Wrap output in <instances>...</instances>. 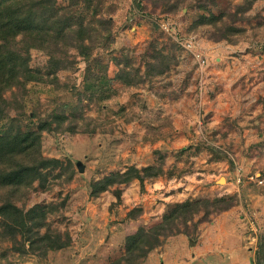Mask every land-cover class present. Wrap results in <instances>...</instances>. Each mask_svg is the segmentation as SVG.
<instances>
[{"label":"rangeland","instance_id":"1","mask_svg":"<svg viewBox=\"0 0 264 264\" xmlns=\"http://www.w3.org/2000/svg\"><path fill=\"white\" fill-rule=\"evenodd\" d=\"M50 1L87 26L88 53L33 48L40 78L5 93L0 132L43 126L18 158L37 175L0 180L18 217L0 215V264H264V0ZM221 12L243 30L193 26ZM146 166L158 174L116 177ZM201 201L126 254L129 237Z\"/></svg>","mask_w":264,"mask_h":264},{"label":"trees","instance_id":"2","mask_svg":"<svg viewBox=\"0 0 264 264\" xmlns=\"http://www.w3.org/2000/svg\"><path fill=\"white\" fill-rule=\"evenodd\" d=\"M201 1V0H200ZM207 0H202L205 5ZM201 6V5H200ZM64 7H58L50 0H0V119L5 114V108L8 106L5 93L13 86L23 87V84L30 80H37L38 75L28 65L29 51L33 48L47 50L48 56L52 60H57L61 57L60 44L67 47L66 40H74V45L78 51L87 56V46L83 41L90 36H87V26L82 22L74 27L71 21L73 14L65 12ZM224 12L219 15H200L198 19L193 22V26L197 25H211L215 30L218 25L226 26L219 37L227 36V32L238 33L243 29L227 23L223 17ZM230 17V15L228 16ZM74 36V38H73ZM214 36V34H213ZM215 35L214 38H219ZM65 44V45H63ZM153 58V56H151ZM173 56H162V62L155 61L149 63V74L156 75L162 73L163 68L173 61ZM43 125H39L38 132L31 129L26 131L20 130H4L0 132V164L14 160L16 162L12 166L4 169L0 167V180L5 184L21 185L30 183L37 175V167L32 165H24L18 161L20 157H26L30 153L36 151L39 143V130ZM136 172L130 174V172ZM143 176L139 175V171L135 168H129L121 175L116 174L120 179L118 181H128L133 177H153L156 176L157 170L153 166H146L141 169ZM113 182V181H112ZM99 190L105 189L104 186H99ZM96 192V191H95ZM206 201L176 205L173 212L164 215L161 222L150 228L149 230L141 229L137 234L129 237L126 244V254L133 249H138L139 246L148 245V248L155 246L159 239L158 235H164L166 230L164 224L170 220L174 215L182 214L183 212L192 210L198 204ZM196 205V206H195ZM37 206L31 208L25 215L29 217L33 214ZM9 209L10 205L4 204L0 207V215L4 216L8 223H12L16 227L17 218ZM17 210V209H16ZM23 222H21V225ZM12 225H10L11 228ZM150 234V238L154 242L144 244L146 235ZM140 250H142L140 248ZM141 255V254H140ZM126 257V256H125Z\"/></svg>","mask_w":264,"mask_h":264},{"label":"water","instance_id":"3","mask_svg":"<svg viewBox=\"0 0 264 264\" xmlns=\"http://www.w3.org/2000/svg\"><path fill=\"white\" fill-rule=\"evenodd\" d=\"M78 169H79V171H82L83 170V165L81 163L78 164Z\"/></svg>","mask_w":264,"mask_h":264},{"label":"built area","instance_id":"4","mask_svg":"<svg viewBox=\"0 0 264 264\" xmlns=\"http://www.w3.org/2000/svg\"><path fill=\"white\" fill-rule=\"evenodd\" d=\"M239 181V180H238Z\"/></svg>","mask_w":264,"mask_h":264}]
</instances>
